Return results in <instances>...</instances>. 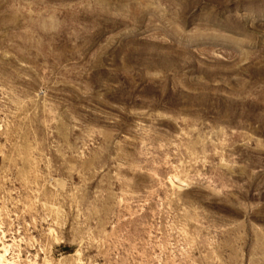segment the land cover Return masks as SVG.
Segmentation results:
<instances>
[{
  "label": "rangeland",
  "instance_id": "374dc122",
  "mask_svg": "<svg viewBox=\"0 0 264 264\" xmlns=\"http://www.w3.org/2000/svg\"><path fill=\"white\" fill-rule=\"evenodd\" d=\"M0 264H264V0H0Z\"/></svg>",
  "mask_w": 264,
  "mask_h": 264
}]
</instances>
